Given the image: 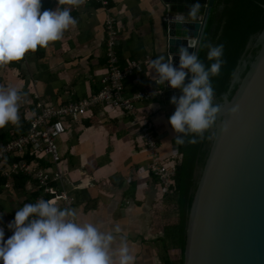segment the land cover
I'll return each mask as SVG.
<instances>
[{"label": "crops", "instance_id": "1", "mask_svg": "<svg viewBox=\"0 0 264 264\" xmlns=\"http://www.w3.org/2000/svg\"><path fill=\"white\" fill-rule=\"evenodd\" d=\"M64 7L66 5H59ZM57 0H42L44 9H55ZM71 15L77 20L62 39L31 51L19 61L0 66V85L22 88L19 109L21 126L11 123L0 128V146L24 135L39 112L38 102L62 108L95 95L106 74L105 22L114 18L121 28L115 48L118 66L130 61L151 59L164 54L161 13L151 0H110L108 6L86 3ZM125 95L134 92L160 95L137 102L133 115L107 105L90 108L84 115L63 118L65 133L56 138L59 161L55 170L60 180L50 184L45 200L66 207L58 192L74 197L67 207L75 209L81 222L95 223L101 231L116 237L113 248L123 239L135 264H166V231L176 222L171 195L162 194L158 179L146 167L149 160L134 118L146 120L157 137L163 162L174 165L177 145L168 124L174 107L160 98L163 88L155 85L148 66L123 80ZM154 105L155 107H152ZM36 171H48L52 163L44 154L15 155ZM175 166V165H174ZM42 193L38 182L28 176L9 180L0 172V224L14 218L17 207L34 203ZM12 232L5 228V239ZM174 260V259H173Z\"/></svg>", "mask_w": 264, "mask_h": 264}, {"label": "clouds", "instance_id": "2", "mask_svg": "<svg viewBox=\"0 0 264 264\" xmlns=\"http://www.w3.org/2000/svg\"><path fill=\"white\" fill-rule=\"evenodd\" d=\"M85 3L86 0H57L55 9L42 11V0H0V66L21 60L38 46L47 47L62 39L78 23L72 10ZM201 7L199 2L192 3L186 12L178 11L169 17L168 23H197ZM181 31L184 35L175 39L186 41V45H178L171 57L160 54L148 62L149 76L156 87L179 92L170 97L174 111L168 117L177 146L216 138L215 125L222 105L215 99L213 77L220 75L224 64L223 44H212L200 28L198 35H192L187 27ZM174 56L178 57L176 63ZM159 93L153 91L151 95ZM23 97L21 87L0 85V128L9 123L21 126L19 109ZM225 111L234 115L239 105ZM227 129V122H221L219 131ZM5 228L12 232L7 239ZM115 241L112 232L101 231L92 222L78 221L75 209L61 208L57 201L41 197L35 203L17 207L14 218L6 225L0 224V264H135L127 243L121 239L113 248Z\"/></svg>", "mask_w": 264, "mask_h": 264}, {"label": "water", "instance_id": "3", "mask_svg": "<svg viewBox=\"0 0 264 264\" xmlns=\"http://www.w3.org/2000/svg\"><path fill=\"white\" fill-rule=\"evenodd\" d=\"M151 2L161 13L164 55L168 57L178 45H186V41L175 39L184 35L182 27L192 35H198L200 28L205 36L216 6L218 13L224 9L218 0ZM195 2L202 6L197 23H168L169 17L186 12ZM174 94L179 92L164 87L159 99L174 107L169 102ZM216 102L222 105L215 125L217 136L206 139L205 156L194 174L184 264H264V30L250 38L228 91ZM232 105H239V111L228 115L225 109ZM221 122H227L226 132L219 131Z\"/></svg>", "mask_w": 264, "mask_h": 264}, {"label": "built area", "instance_id": "4", "mask_svg": "<svg viewBox=\"0 0 264 264\" xmlns=\"http://www.w3.org/2000/svg\"><path fill=\"white\" fill-rule=\"evenodd\" d=\"M86 1L90 2V4L106 7L110 0ZM120 33L121 28L116 24L114 18L108 17L105 22L106 74L102 79L101 88L95 95L62 108H54L39 101V112L32 121L28 131L24 135L0 146L1 174L9 180L19 175L35 179L42 193L36 200L41 197L44 198V195L48 193L50 184L60 180V174L54 169L56 163L59 161L55 140L65 133L63 118L67 115H84L90 108L97 107L98 105H107L113 109H121L129 115H133L134 105L137 102L152 97V95L141 91L131 93L128 96L124 94L123 80L135 73H140L144 67L148 66L151 58L146 57L143 60L130 61L123 69L119 68L115 48ZM30 52L28 51L25 55L30 54ZM160 94L161 91L157 95ZM133 118V126L138 127L140 130L143 148L149 160L146 170L158 179L162 194H175L173 187L176 166H169L163 162L158 152L159 144L157 137L151 132L147 121L139 120L136 117ZM29 152L44 154L46 158L50 159L52 163L51 168L48 171H36L24 160H13L15 155H26ZM56 196L66 207L74 201L73 196L65 194L62 191L58 192ZM171 255L176 263L175 259L180 255L179 248H171Z\"/></svg>", "mask_w": 264, "mask_h": 264}, {"label": "trees", "instance_id": "5", "mask_svg": "<svg viewBox=\"0 0 264 264\" xmlns=\"http://www.w3.org/2000/svg\"><path fill=\"white\" fill-rule=\"evenodd\" d=\"M218 4H222L224 9L218 13V5L216 6L204 36L212 44L224 45V64L220 75L213 77L215 99L228 91L238 60L244 53L250 38L264 30V0H218ZM214 24L216 27L212 31ZM200 56L204 59L205 52L202 51ZM205 63L210 62L205 60ZM205 143L206 139L195 144L186 143L183 146H177L178 152L174 160L176 176L173 191L175 194L171 195L174 201L173 211L177 219L174 225L166 231L164 238L169 239L166 246L169 248L168 253L171 247H175L179 248L180 255L175 259V263L167 254L166 264H184L187 242L186 226L193 199L194 174L205 156L203 152ZM39 154L29 152L26 155L28 158V155L36 157ZM22 177V175L15 176V180Z\"/></svg>", "mask_w": 264, "mask_h": 264}]
</instances>
